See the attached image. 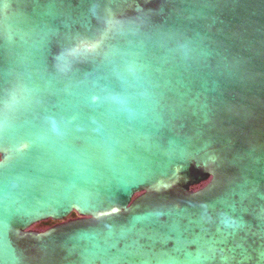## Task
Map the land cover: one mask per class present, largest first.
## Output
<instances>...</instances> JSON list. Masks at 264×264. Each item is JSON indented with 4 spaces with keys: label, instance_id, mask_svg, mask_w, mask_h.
I'll use <instances>...</instances> for the list:
<instances>
[{
    "label": "water",
    "instance_id": "95a60500",
    "mask_svg": "<svg viewBox=\"0 0 264 264\" xmlns=\"http://www.w3.org/2000/svg\"><path fill=\"white\" fill-rule=\"evenodd\" d=\"M0 264H264V0H0Z\"/></svg>",
    "mask_w": 264,
    "mask_h": 264
},
{
    "label": "rangeland",
    "instance_id": "374dc122",
    "mask_svg": "<svg viewBox=\"0 0 264 264\" xmlns=\"http://www.w3.org/2000/svg\"><path fill=\"white\" fill-rule=\"evenodd\" d=\"M74 216H75L74 213H72V214L70 215V217H74ZM53 223H54V222L51 221V220L42 221V222L36 223V224L33 226V228L41 230V229H44V228H46V227L52 225Z\"/></svg>",
    "mask_w": 264,
    "mask_h": 264
}]
</instances>
